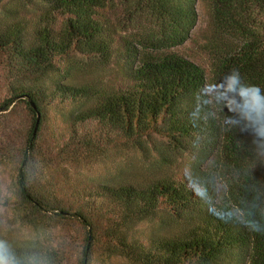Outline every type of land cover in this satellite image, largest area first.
<instances>
[{"label":"trees","instance_id":"16d2710c","mask_svg":"<svg viewBox=\"0 0 264 264\" xmlns=\"http://www.w3.org/2000/svg\"><path fill=\"white\" fill-rule=\"evenodd\" d=\"M233 69L264 90V0H0V179L12 178L0 206L63 234L0 244V257L264 264V114L233 111L221 84ZM124 147L169 171L80 177Z\"/></svg>","mask_w":264,"mask_h":264},{"label":"rangeland","instance_id":"374dc122","mask_svg":"<svg viewBox=\"0 0 264 264\" xmlns=\"http://www.w3.org/2000/svg\"><path fill=\"white\" fill-rule=\"evenodd\" d=\"M199 12V24L197 29L205 26L206 17L201 9ZM122 36L134 37L135 33H122ZM191 49L190 45L179 48L180 51ZM87 64V63H86ZM90 68L79 72L76 76L84 79L97 71L98 66L89 63ZM85 66V65H84ZM151 153L132 148H118L109 151L107 154L90 159L80 168V177L84 180H90L104 184H118L124 181L143 182L155 176H160L168 170L169 163L164 160L155 159ZM184 164L192 163L183 161ZM169 171V170H168ZM167 171V172H168ZM12 178L6 174L0 179V195H9L12 185ZM161 223L147 222L140 225L141 229L160 231ZM139 227V228H140ZM62 232L46 225L34 227L24 224L16 217L15 212L9 207L0 206V244H35L48 246L55 244L62 237ZM100 264H133L125 258L117 257L105 260Z\"/></svg>","mask_w":264,"mask_h":264},{"label":"clouds","instance_id":"9594fccd","mask_svg":"<svg viewBox=\"0 0 264 264\" xmlns=\"http://www.w3.org/2000/svg\"><path fill=\"white\" fill-rule=\"evenodd\" d=\"M223 88L228 95L234 99L233 111L242 107H248L251 111L264 114V90L255 84H245L238 69H233L221 80ZM226 123L230 126L231 117ZM3 245H0L2 248ZM0 264H7V261L0 257Z\"/></svg>","mask_w":264,"mask_h":264}]
</instances>
